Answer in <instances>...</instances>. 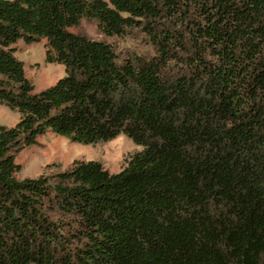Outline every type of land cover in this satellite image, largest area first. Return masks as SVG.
<instances>
[{"label": "trees", "instance_id": "obj_1", "mask_svg": "<svg viewBox=\"0 0 264 264\" xmlns=\"http://www.w3.org/2000/svg\"><path fill=\"white\" fill-rule=\"evenodd\" d=\"M43 39L65 74L35 91L15 44ZM0 104V264H264V0H0ZM47 130L142 148L18 178Z\"/></svg>", "mask_w": 264, "mask_h": 264}, {"label": "rangeland", "instance_id": "obj_2", "mask_svg": "<svg viewBox=\"0 0 264 264\" xmlns=\"http://www.w3.org/2000/svg\"><path fill=\"white\" fill-rule=\"evenodd\" d=\"M71 31L86 34L94 39L112 42L121 55L129 53H153V48L146 37L139 31H129L122 36L108 37L102 33L97 21L82 20ZM46 40L26 43L19 40L15 46L16 55L24 62L27 77L34 83L35 91L45 89L65 74L62 64L47 62ZM19 113L4 104H0V125L14 126L19 120ZM142 147L136 145L125 133L108 141L94 144H81L58 135L51 130L37 138V142L23 146L15 152V160L20 163L18 178L38 177L42 174H54L71 167L76 160H96L110 172H118L130 156Z\"/></svg>", "mask_w": 264, "mask_h": 264}]
</instances>
